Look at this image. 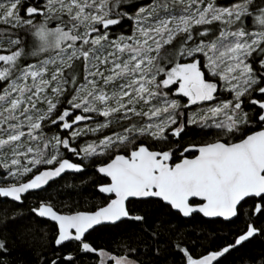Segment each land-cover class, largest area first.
<instances>
[{"label":"snow or ice","instance_id":"6c2138e0","mask_svg":"<svg viewBox=\"0 0 264 264\" xmlns=\"http://www.w3.org/2000/svg\"><path fill=\"white\" fill-rule=\"evenodd\" d=\"M29 199L38 264H224L264 239V0H0V225Z\"/></svg>","mask_w":264,"mask_h":264},{"label":"trees","instance_id":"16d2710c","mask_svg":"<svg viewBox=\"0 0 264 264\" xmlns=\"http://www.w3.org/2000/svg\"><path fill=\"white\" fill-rule=\"evenodd\" d=\"M138 3H143L144 0H136ZM127 26L125 25V29ZM79 184V181H76ZM66 195L63 199H68L71 196L74 199H79L82 203H87L92 198L93 188L91 184L82 186L81 188L66 189ZM31 199L25 201L23 208L24 219L17 220L16 222L8 223L6 226L0 225V238L6 237L10 246L12 247V258L16 264H38L36 251L39 250L38 237L42 234V225L33 223L30 219L29 207L31 205ZM6 205H0V215L3 214V210ZM241 225L215 224L199 226L197 221H193L188 225H179L177 231L186 232L189 234V238H194V235L200 234L201 227L204 228V235L214 234L216 237L225 236L230 231H235ZM35 239V247H30L29 244L33 243ZM231 237H229L230 239ZM89 239L97 246L114 248L115 243L112 235L110 234H93ZM223 243L222 240L213 241V246H218ZM264 256V239H256L246 247L239 251H234L227 257L224 264H252L253 261L258 260L259 257ZM176 259L178 264V258L173 257L171 254L167 256L168 264H171L172 260Z\"/></svg>","mask_w":264,"mask_h":264}]
</instances>
